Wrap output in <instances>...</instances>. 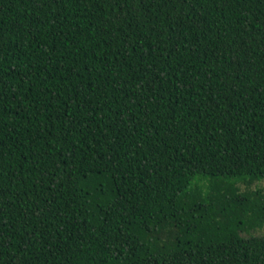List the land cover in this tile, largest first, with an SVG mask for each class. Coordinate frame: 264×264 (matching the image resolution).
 <instances>
[{
  "label": "trees",
  "instance_id": "trees-1",
  "mask_svg": "<svg viewBox=\"0 0 264 264\" xmlns=\"http://www.w3.org/2000/svg\"><path fill=\"white\" fill-rule=\"evenodd\" d=\"M262 180L264 0H0V264H264Z\"/></svg>",
  "mask_w": 264,
  "mask_h": 264
},
{
  "label": "rangeland",
  "instance_id": "rangeland-1",
  "mask_svg": "<svg viewBox=\"0 0 264 264\" xmlns=\"http://www.w3.org/2000/svg\"><path fill=\"white\" fill-rule=\"evenodd\" d=\"M239 187L240 188H244L243 185L239 184ZM250 188L251 189H256V188H259L263 191L264 193V180L262 181H256V182H253L251 185H250ZM250 235H264V228L262 229H257V230H253L250 232ZM243 236H245V234H243Z\"/></svg>",
  "mask_w": 264,
  "mask_h": 264
}]
</instances>
